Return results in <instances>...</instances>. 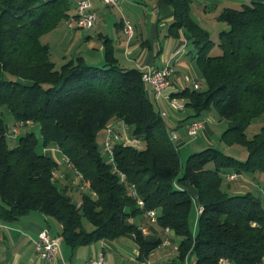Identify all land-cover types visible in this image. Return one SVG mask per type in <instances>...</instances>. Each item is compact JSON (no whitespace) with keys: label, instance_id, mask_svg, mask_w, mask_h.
<instances>
[{"label":"trees","instance_id":"trees-1","mask_svg":"<svg viewBox=\"0 0 264 264\" xmlns=\"http://www.w3.org/2000/svg\"><path fill=\"white\" fill-rule=\"evenodd\" d=\"M164 1L173 11L170 31L182 32L195 46L204 85L173 96L183 98L197 119L215 107L227 124L222 141L243 146L247 158L209 147L190 155L184 167L141 70L121 67L110 47L102 65L77 57L57 68L42 36L70 18L73 0H0V108L16 125H37L41 135L30 131L11 147L0 118V218L13 224L29 213H43L61 225L60 237L71 248L134 234L145 259L160 241L147 242L132 220L154 210L161 227L182 237L171 264L190 259L261 264L263 201L252 192L231 194L224 182L232 173L264 174V125L252 138L247 135L252 121L264 116V0L221 13L228 30L219 33V54L212 53L210 34L190 15L193 0ZM120 121L146 146L116 144L111 162L98 138ZM51 148L82 176L80 185L87 190L81 204L67 186L58 185L59 166L44 153ZM133 187L144 206L137 204ZM194 207L202 213L192 231Z\"/></svg>","mask_w":264,"mask_h":264},{"label":"crops","instance_id":"crops-1","mask_svg":"<svg viewBox=\"0 0 264 264\" xmlns=\"http://www.w3.org/2000/svg\"><path fill=\"white\" fill-rule=\"evenodd\" d=\"M90 1L92 10L97 16L93 29H69L68 20H64L54 30L56 35L62 38V45L67 47L62 56L64 64L77 57H83L90 64L102 65L105 62L107 49L110 47L117 63L123 68H137L141 71L162 69L171 62L174 73L167 89L171 95L186 88H193L194 82L201 80L195 61L196 50H191L192 42L188 41L182 32L177 34L170 31L173 11L164 0H123L117 7L104 6L100 0ZM73 6L76 9L74 2ZM75 12L71 11L70 17ZM123 19L129 20L134 26L135 34L131 39L124 34ZM84 32H87L86 36ZM77 46L80 47L79 50ZM148 96L151 100L153 99L150 90H148ZM162 107L171 110L166 101L162 103ZM169 118L170 126L182 125L174 112ZM19 126L27 129L26 133L39 129L37 125L31 123ZM201 133L208 139L214 134L208 124ZM186 144V140L178 138L179 147H184ZM44 153L50 157L53 155L51 149H45ZM57 155L60 156V153ZM246 158L247 156L242 159ZM58 166V185L67 186L71 196L75 189L87 190L86 186H81L75 179V171L72 168L67 164ZM241 177L242 175L235 181L224 182V185L225 183L228 185V190L232 191L231 194L244 193L240 190L241 186L235 187L236 190L230 189V184L238 182ZM262 178V183L257 182V196L264 204V174ZM189 190L192 195L197 194L194 188ZM81 202L82 200L78 204ZM132 222L142 230L147 242L160 241V244L145 259L141 258L140 246L134 234H126L115 240L101 239L88 245L71 248L63 243L60 237L61 225L43 213H29L13 224L5 223L0 218V264H53L40 258L34 247L39 233L45 229H48L61 242L58 264H89V261L99 254L104 255L107 264H143L144 262L171 264L173 260L166 261L169 255L174 254L175 246L178 245L175 232L167 231L158 224L157 220L153 221L145 214L137 216ZM171 248L172 253L164 254L163 259L159 257L160 252L165 249L171 250ZM190 263L195 264L193 259H190Z\"/></svg>","mask_w":264,"mask_h":264},{"label":"rangeland","instance_id":"rangeland-1","mask_svg":"<svg viewBox=\"0 0 264 264\" xmlns=\"http://www.w3.org/2000/svg\"><path fill=\"white\" fill-rule=\"evenodd\" d=\"M251 3H252V0H193L191 4L190 15L196 23H198L205 31H207L210 34L211 40L214 41V46L212 48L213 54L221 53V50L219 47V33L221 31L228 30V25L224 23L223 21H221L220 19L221 13L227 8L240 10L246 5H251ZM71 11L73 12L76 11L74 6ZM75 14L76 12L73 15ZM83 34L84 36H86L87 32H84ZM42 42L50 45L51 58L56 63L57 68H60L64 64L63 62L64 60L62 56L65 50H67V47L62 45V38H60L59 35H56V31H54V32L44 34L42 36ZM192 46L193 47L191 48V50L194 51L195 47L193 44ZM77 49L79 50L80 47L77 46ZM202 87L204 88L203 84H202ZM163 110H165L167 114V111L169 109L166 110V108H164ZM172 112L175 113V115L178 117V120L180 121L182 125L179 124L177 126L176 124L175 125L172 124V126H170L171 119L169 118V116L170 114L172 115ZM168 113L169 115L167 114L165 119H166V123L168 127H170V131H174L180 137V139L186 140L187 142V144L184 147H179L178 149L179 156H180L181 162L184 167L190 155L203 151L209 147L218 149L228 155L235 156L238 159H242L247 156V150L243 146H240V145L228 146L222 141V135H223V132L227 129V124L220 119V116L215 107H212L209 110H205L199 116L201 117V119H206L208 121V126L214 132V134L211 135L212 137L210 139L203 136L201 132L196 138H192L187 135L186 126H187L188 121L197 119L194 117L195 113L192 109L187 108L183 112H178V111L171 109L168 111ZM0 118H3L5 121L7 139H8L9 145L11 147H16L18 145L19 138L26 134L27 129H25L22 126L16 125L14 118L12 117L10 112L5 107L0 108ZM263 125H264V116H260L256 118L255 120H253L247 129L248 137L252 138L254 135L260 133ZM14 128H17L18 130V134L16 138L11 136ZM34 132L36 133L37 136L40 135V130L38 128L34 130ZM98 142L100 146L103 147L104 132L100 133ZM145 146H146L145 144L139 145L140 148H144ZM102 154L106 160H109L108 154L106 151L103 150V148H102ZM209 166L213 167V164ZM254 177H256V179H254ZM262 177H263V174L261 173H256L254 175L251 173H244L238 182L230 184V187H231L230 189L236 190L235 187L241 186L242 188H240V190L242 192L244 193L252 192L253 194L257 195L258 193L257 192V182L262 183V179H263ZM246 180L250 181V183ZM224 186L226 190L229 189L226 183ZM228 191L229 193H232V191L230 190ZM83 193H84V190L75 189V191L73 192V201L75 203L80 202L82 200ZM196 224H197V212H196V207H194L191 213V217H190V226H191L192 231H194ZM84 226L88 230L93 229L92 225L86 219H84ZM181 239L182 237L177 236L178 245L175 246L176 249L174 248L175 249L174 254H171V256L169 255L170 252L172 253V248L171 250L165 249L164 251L160 252L159 257L163 259L164 254L167 253L169 257H167L166 262H170L174 260L175 258H177L178 247H179V243ZM157 263H154V264H157Z\"/></svg>","mask_w":264,"mask_h":264},{"label":"built area","instance_id":"built-area-1","mask_svg":"<svg viewBox=\"0 0 264 264\" xmlns=\"http://www.w3.org/2000/svg\"><path fill=\"white\" fill-rule=\"evenodd\" d=\"M104 6L117 7L121 4L123 0H100ZM76 5V14L70 17L67 21V27L73 30H91L96 25L97 16L92 10V5L90 0H73ZM123 31L124 34L131 39L135 34V29L133 24L127 20L123 19ZM142 80L147 86L148 90L151 91L153 95V101L158 106L160 114L163 119L166 118V112L163 110L162 103L166 101L170 108L183 112L186 109L185 100L183 98H177L167 92L171 84V77L174 73L172 63L169 62L162 69L153 70H142ZM202 87V81L196 80L193 84V88L198 90ZM208 124L206 119H195L189 122L186 126L187 135L192 138H196L200 132H202ZM14 138L17 136V128L13 129L12 135ZM178 135L174 131H170V140L173 142L175 147L179 149L177 145ZM116 144L139 146L140 140L133 138L130 134L129 126L123 121L109 125L104 131V144L103 150L107 152L109 160L114 162V146ZM53 155L51 158L57 163L67 164L72 168L69 159L61 155L60 150L57 148H51ZM60 153V156L57 154ZM76 180H81L82 176L75 172ZM123 177V176H122ZM55 178L58 180L59 174L56 172ZM239 178L236 173L226 175L227 181H235ZM75 180V181H76ZM264 190V188H263ZM133 196L137 197V204L139 206H144V201L139 197L135 188L132 190ZM202 213V208H197V215ZM146 216L151 220H157V213L154 210L146 212ZM170 231L169 228H166ZM34 247L40 258L50 261L53 264H58V256L61 253V242L58 238L54 237L48 229L43 230L39 233L38 239L34 242ZM89 264H107L103 254H99L89 261ZM143 264H154L150 262H144ZM186 264H191L187 261ZM220 264H231L227 259H221ZM264 264V261L261 263Z\"/></svg>","mask_w":264,"mask_h":264}]
</instances>
